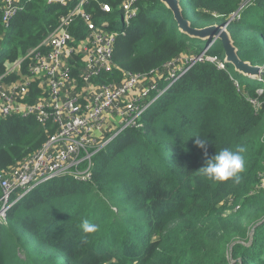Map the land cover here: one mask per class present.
I'll list each match as a JSON object with an SVG mask.
<instances>
[{
	"label": "trees",
	"instance_id": "trees-1",
	"mask_svg": "<svg viewBox=\"0 0 264 264\" xmlns=\"http://www.w3.org/2000/svg\"><path fill=\"white\" fill-rule=\"evenodd\" d=\"M60 1L18 0L8 27L0 14L3 84L28 76L27 53L73 6ZM103 1L110 13L94 2L84 8L93 22L117 10L122 18L123 0ZM177 1L191 28L225 26L238 58L264 72V0ZM132 7L130 25L115 29L112 72L95 77V85L119 83L125 73L161 72L188 52L209 59L194 60L157 94L138 128L123 130L92 157L88 181L54 178L10 207L0 223V264H264V78L236 72L219 41L181 34L161 0H136ZM72 34L73 44L84 38L80 19ZM70 66L77 77L79 58H70ZM82 88L78 80V95ZM43 95L33 82L25 101ZM54 132L34 116L0 117V173L37 152ZM197 137L208 142V157L225 147L245 149L239 184H213L200 175ZM82 219L99 225L87 239Z\"/></svg>",
	"mask_w": 264,
	"mask_h": 264
},
{
	"label": "built area",
	"instance_id": "built-area-1",
	"mask_svg": "<svg viewBox=\"0 0 264 264\" xmlns=\"http://www.w3.org/2000/svg\"><path fill=\"white\" fill-rule=\"evenodd\" d=\"M67 1L73 2V6L59 16L52 34L27 53L28 76L12 85L3 84L0 79V117L34 116L42 126L55 127L53 135L37 152L9 172L0 173V223L10 207L42 183L59 177L88 181L92 157L123 130L138 128L142 114L153 102L152 96L161 94L157 72L150 75L125 73L119 83L95 85V77L112 72L116 31L108 21L93 22L84 8L91 2L105 13H110V8L103 0H63L60 3L65 5ZM135 2L123 0L121 3L124 27L135 17L137 9L132 7ZM0 3L1 23L8 27L19 8L18 0H0ZM76 19L81 20L85 36L73 44L72 28ZM72 57L79 58L81 63L77 77L71 74ZM192 59L179 58L169 64L173 71L168 87L191 68L195 62ZM203 60L201 57L198 62ZM177 61H182V65L174 69ZM20 63L12 70H18ZM78 80L83 83L81 92H89L86 99L78 95ZM33 82L38 83L44 95L29 103L25 98ZM111 121L116 125L113 132Z\"/></svg>",
	"mask_w": 264,
	"mask_h": 264
},
{
	"label": "clouds",
	"instance_id": "clouds-1",
	"mask_svg": "<svg viewBox=\"0 0 264 264\" xmlns=\"http://www.w3.org/2000/svg\"><path fill=\"white\" fill-rule=\"evenodd\" d=\"M196 147L203 150L204 164L199 168V173L207 181L218 184L231 180L233 183L239 184L241 181L240 173L245 169V159L242 153L245 149L236 146L235 150L225 147L215 153L214 156L208 157L207 145L205 139L197 137L195 141ZM80 229L85 234H94L99 230V225L90 222L88 219H82Z\"/></svg>",
	"mask_w": 264,
	"mask_h": 264
},
{
	"label": "water",
	"instance_id": "water-1",
	"mask_svg": "<svg viewBox=\"0 0 264 264\" xmlns=\"http://www.w3.org/2000/svg\"><path fill=\"white\" fill-rule=\"evenodd\" d=\"M167 11L172 15L179 32L190 39L203 42L217 40L221 43L224 53V61L232 65L234 70L251 78H264V72L259 67H252L249 63L241 61L237 56L236 48L225 26L212 25L202 29H193L183 18L179 2L177 0H161Z\"/></svg>",
	"mask_w": 264,
	"mask_h": 264
},
{
	"label": "rangeland",
	"instance_id": "rangeland-1",
	"mask_svg": "<svg viewBox=\"0 0 264 264\" xmlns=\"http://www.w3.org/2000/svg\"><path fill=\"white\" fill-rule=\"evenodd\" d=\"M105 21H108L110 23V26L111 27H113L115 29L116 28H119L121 26V13H119V11L117 10L113 14V17L111 19H108V20H105ZM102 22H104V21H102ZM201 57L203 59L208 58V57H203V56H201ZM181 58L187 59L188 61L191 60L192 59V52H188L185 56L180 57V59ZM193 59H195V58H193ZM193 59H192V61H194ZM181 65H182V61L181 62L180 61H177L175 63V65H174V69H179V67H181ZM172 71H173V68L171 67V65H168V66L164 67L163 71L157 72L156 78L158 77L159 80H160L159 83H158V89L161 92V94H163L165 92V89L169 85V79H170V76L172 74ZM165 83H167V85H165ZM160 85H165V87L163 89H161L160 88ZM88 95H89V92L88 91H84L83 90L80 93V96L83 97V98H85V99L88 97ZM157 97H158V95H153L152 98H151V100L155 101V99H157ZM110 124H111L110 125L111 131L113 132L116 129V125L114 124V121H111ZM110 127L108 126V128H110ZM108 131H110V130H106V132H108Z\"/></svg>",
	"mask_w": 264,
	"mask_h": 264
}]
</instances>
